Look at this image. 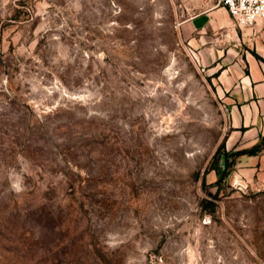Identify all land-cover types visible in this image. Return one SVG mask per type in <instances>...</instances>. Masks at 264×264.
<instances>
[{"label":"rangeland","instance_id":"rangeland-1","mask_svg":"<svg viewBox=\"0 0 264 264\" xmlns=\"http://www.w3.org/2000/svg\"><path fill=\"white\" fill-rule=\"evenodd\" d=\"M203 8L0 0V264H264V188L181 34Z\"/></svg>","mask_w":264,"mask_h":264},{"label":"crops","instance_id":"crops-1","mask_svg":"<svg viewBox=\"0 0 264 264\" xmlns=\"http://www.w3.org/2000/svg\"><path fill=\"white\" fill-rule=\"evenodd\" d=\"M181 24V34L201 65L216 75L226 104L234 154L233 176L244 186L264 188V19L237 30L216 0ZM234 26V27H233Z\"/></svg>","mask_w":264,"mask_h":264},{"label":"built area","instance_id":"built-area-1","mask_svg":"<svg viewBox=\"0 0 264 264\" xmlns=\"http://www.w3.org/2000/svg\"><path fill=\"white\" fill-rule=\"evenodd\" d=\"M224 7L239 30H249L264 19V0H216Z\"/></svg>","mask_w":264,"mask_h":264},{"label":"water","instance_id":"water-1","mask_svg":"<svg viewBox=\"0 0 264 264\" xmlns=\"http://www.w3.org/2000/svg\"><path fill=\"white\" fill-rule=\"evenodd\" d=\"M219 170H218V174L222 175L224 174L225 170H226V165H225V156L221 157L220 163H219Z\"/></svg>","mask_w":264,"mask_h":264},{"label":"trees","instance_id":"trees-1","mask_svg":"<svg viewBox=\"0 0 264 264\" xmlns=\"http://www.w3.org/2000/svg\"><path fill=\"white\" fill-rule=\"evenodd\" d=\"M234 155H237V153L236 154H234ZM226 172V171H225ZM225 172H224V174H225Z\"/></svg>","mask_w":264,"mask_h":264}]
</instances>
